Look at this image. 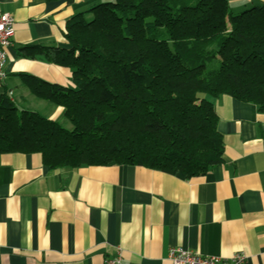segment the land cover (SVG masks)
Masks as SVG:
<instances>
[{
    "label": "trees",
    "instance_id": "1",
    "mask_svg": "<svg viewBox=\"0 0 264 264\" xmlns=\"http://www.w3.org/2000/svg\"><path fill=\"white\" fill-rule=\"evenodd\" d=\"M62 32L69 48L42 53L70 69L71 85L21 76L72 128L19 110L3 92L0 153H39L51 169L115 162L191 178L222 160L212 98L264 112V5L234 12L227 0H100Z\"/></svg>",
    "mask_w": 264,
    "mask_h": 264
},
{
    "label": "crops",
    "instance_id": "2",
    "mask_svg": "<svg viewBox=\"0 0 264 264\" xmlns=\"http://www.w3.org/2000/svg\"><path fill=\"white\" fill-rule=\"evenodd\" d=\"M98 1L0 0L15 29L0 95L33 101L21 73L70 86V69L42 50L68 49L66 20ZM227 1L234 12L264 5ZM212 103L224 149L201 176L115 162L51 169L39 153H0V264H104L118 253L170 264L171 247L264 264V112L226 94ZM43 106L50 119L63 113Z\"/></svg>",
    "mask_w": 264,
    "mask_h": 264
},
{
    "label": "built area",
    "instance_id": "3",
    "mask_svg": "<svg viewBox=\"0 0 264 264\" xmlns=\"http://www.w3.org/2000/svg\"><path fill=\"white\" fill-rule=\"evenodd\" d=\"M14 19L7 13L0 11V81L7 76V50L12 45L14 37ZM170 264H244L245 255L234 253L230 257L203 255L181 247H171L169 250ZM104 264H133L125 262L118 253L104 259Z\"/></svg>",
    "mask_w": 264,
    "mask_h": 264
},
{
    "label": "rangeland",
    "instance_id": "4",
    "mask_svg": "<svg viewBox=\"0 0 264 264\" xmlns=\"http://www.w3.org/2000/svg\"><path fill=\"white\" fill-rule=\"evenodd\" d=\"M89 17H87V18H89ZM32 97H33V101L28 100V105L23 104V103H19V101L16 100L17 108L19 110L21 108H27V109H30V110H35V111L41 113L43 116H47L48 110L44 109V106L43 105L45 103L48 104L49 102L44 101V100H39V99L35 98V96H32ZM57 121L63 127L67 128V129H71L72 128V125L70 124V122L68 120H66L62 115H61V117H59V119H57Z\"/></svg>",
    "mask_w": 264,
    "mask_h": 264
}]
</instances>
